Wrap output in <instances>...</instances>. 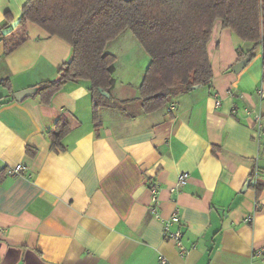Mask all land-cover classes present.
<instances>
[{
    "label": "crops",
    "instance_id": "crops-1",
    "mask_svg": "<svg viewBox=\"0 0 264 264\" xmlns=\"http://www.w3.org/2000/svg\"><path fill=\"white\" fill-rule=\"evenodd\" d=\"M27 1L0 0V27L18 20ZM24 29L25 40L8 54L0 43V102L7 101L0 104V264H158L159 256L168 264H264L260 48L234 73L244 59L238 50L251 46L217 21L207 45L209 86L176 92L165 108L133 118L103 108L95 132L87 82L65 84L48 105L34 95L14 100L55 79L71 56L60 38L29 22ZM126 42L138 56L125 71L111 48L117 100L137 97L145 70L135 40L125 35L116 46ZM60 116L70 130L64 150L53 152L47 134ZM16 165L23 172L9 176ZM184 172L189 178L174 187ZM151 180L159 213L180 217L172 230L183 233V257L150 212Z\"/></svg>",
    "mask_w": 264,
    "mask_h": 264
},
{
    "label": "trees",
    "instance_id": "trees-1",
    "mask_svg": "<svg viewBox=\"0 0 264 264\" xmlns=\"http://www.w3.org/2000/svg\"><path fill=\"white\" fill-rule=\"evenodd\" d=\"M18 20L7 35L2 30L14 21L9 19L0 27L5 54L25 40L27 22L69 44L70 58L55 79L36 86L34 96L48 105L65 84L87 82L95 132L101 126L103 108L133 118L137 112L150 114L165 108L176 92L209 86L213 72L207 45L217 21L251 46L238 50L239 58L252 59L255 50L261 49L264 83V0H28ZM125 30L132 33L150 61L137 97L117 100L111 95L115 57L105 48ZM133 105H137L136 111ZM69 130L68 121L60 116L47 134L51 151L64 150L61 141ZM26 151L34 154L33 149ZM261 189L262 184H256L257 195Z\"/></svg>",
    "mask_w": 264,
    "mask_h": 264
},
{
    "label": "built area",
    "instance_id": "built-area-1",
    "mask_svg": "<svg viewBox=\"0 0 264 264\" xmlns=\"http://www.w3.org/2000/svg\"><path fill=\"white\" fill-rule=\"evenodd\" d=\"M218 104V102H216ZM255 120L258 123L259 122V116H255ZM24 170V167L22 165H16L13 168L8 169L7 173L9 176H18L20 175ZM189 178L188 173H180L177 177V180L175 182L174 187H179L185 184L187 179ZM148 189L150 192V202H149V209L151 214L155 219H157L163 226V237L167 241H171L174 243L175 247L178 250V254L183 257L187 254L188 249L184 247L182 243V237L183 233L180 229L172 230L173 226H179L180 225V217L177 213V210H175L171 215L168 217H163L159 211H158V205H159V186L156 181H149L148 182ZM173 190V188L171 189ZM191 248H194V246H191ZM158 264H168L166 258L163 256L158 257Z\"/></svg>",
    "mask_w": 264,
    "mask_h": 264
},
{
    "label": "rangeland",
    "instance_id": "rangeland-1",
    "mask_svg": "<svg viewBox=\"0 0 264 264\" xmlns=\"http://www.w3.org/2000/svg\"><path fill=\"white\" fill-rule=\"evenodd\" d=\"M123 34H125V35H128V38H130V39H132V40H135L136 41V39H135V37L132 35V33L129 31V30H125L122 34H120L116 39H114L113 41H111V42H109L108 44H107V46H106V48H105V50L108 52V53H110L111 54V48L113 49V50H115L116 52H117V54H116V58L118 59V61H119V66L122 68L123 67V69H125V71H126V69H127V67H129V65L127 64L128 63V59H130V58H132V57H134L135 59L137 58V56H138V54H136L137 53V49H135V48H133L132 46H130V44H127V42L124 44V45H118V46H116V43H117V41L118 40H124L125 39V35H123ZM137 42V41H136ZM138 43V42H137ZM138 46H140V45H138ZM130 48H131V54H129V57H122L123 56V54L124 53H126L127 51H129L130 50ZM140 48H141V46H140ZM141 50H143L142 48H141ZM142 52H144V51H142ZM113 55V54H112ZM140 55L141 56H144V62H143V59H141V56L139 57V59H138V61H139V65L140 66H144L145 68L144 69H146V67L148 66V64H149V61H150V59H149V57H148V55L144 52V55H142V53H140ZM143 58V57H142ZM130 68H128V70H129ZM145 71V70H144ZM144 73V72H143ZM142 76H143V74H142ZM142 79V78H141Z\"/></svg>",
    "mask_w": 264,
    "mask_h": 264
},
{
    "label": "water",
    "instance_id": "water-1",
    "mask_svg": "<svg viewBox=\"0 0 264 264\" xmlns=\"http://www.w3.org/2000/svg\"><path fill=\"white\" fill-rule=\"evenodd\" d=\"M18 23H19V20H15L14 22H12L10 24L9 28L2 30V35H7L8 33H10L11 30L14 29ZM248 60H249L248 58H244L240 62L236 63L232 68L233 72L238 73L239 71H241L245 67V65L247 64ZM193 89H195V88H193ZM36 91H37V88H30V89L22 90V91L14 93L13 98L15 101L21 102L22 100L33 96L36 93ZM100 92L105 97H109V95L107 93L102 92V91H100ZM246 187H247V185H246Z\"/></svg>",
    "mask_w": 264,
    "mask_h": 264
}]
</instances>
